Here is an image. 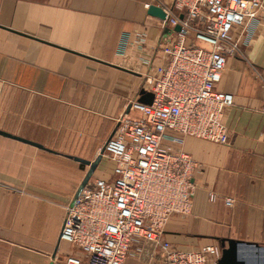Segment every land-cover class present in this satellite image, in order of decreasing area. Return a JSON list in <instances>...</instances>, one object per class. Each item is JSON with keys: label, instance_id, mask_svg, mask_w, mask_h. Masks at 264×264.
Masks as SVG:
<instances>
[{"label": "crops", "instance_id": "0c3cea01", "mask_svg": "<svg viewBox=\"0 0 264 264\" xmlns=\"http://www.w3.org/2000/svg\"><path fill=\"white\" fill-rule=\"evenodd\" d=\"M173 1L0 0V129L44 145L0 134V264H50L54 254L63 264L75 252L60 235L90 166L74 156L95 160L123 100L139 96L136 51L122 50V40L146 31L152 55L164 31L146 4ZM232 37L239 52L216 86L235 97L224 114L230 143L186 136L172 145L199 166L191 214L165 226L164 238L181 249L221 246L220 238L264 246V18ZM94 178L112 180L113 164L102 157ZM252 252L243 249L245 264H264Z\"/></svg>", "mask_w": 264, "mask_h": 264}, {"label": "built area", "instance_id": "2783aa9c", "mask_svg": "<svg viewBox=\"0 0 264 264\" xmlns=\"http://www.w3.org/2000/svg\"><path fill=\"white\" fill-rule=\"evenodd\" d=\"M160 6L167 14L159 19L161 29L172 31L164 32L152 55L145 51L146 31L121 43L124 51L135 49L132 69L154 94L153 103H141L139 96L129 102L103 148V157L115 162L113 179L90 180L67 206L60 239L78 252L63 264H125L142 254L146 264H218L222 255L218 244L187 250L164 238L172 216L192 212L199 167L172 145L186 136L230 143L224 114L235 97L216 86L228 56L239 52L233 32L255 31L264 0H174Z\"/></svg>", "mask_w": 264, "mask_h": 264}, {"label": "water", "instance_id": "95a60500", "mask_svg": "<svg viewBox=\"0 0 264 264\" xmlns=\"http://www.w3.org/2000/svg\"><path fill=\"white\" fill-rule=\"evenodd\" d=\"M147 12L149 15L154 16V17L159 18V19H165L167 17V14L164 11V9L162 8V6H160L158 4H151L150 7L148 8ZM183 16H184V14H181L180 17L183 18ZM174 30L180 31L181 30V24L180 23L177 24L174 27ZM171 31L172 30L169 27H166L164 30L165 34H168ZM117 67L124 69L126 71L133 72V71H131L127 68L121 67V66H117ZM153 100H154V94L152 92L147 91L144 88H142L140 90L139 97H138L139 102L145 103V104H152ZM0 134L11 137V138H15L18 140H22L24 142L31 143L35 146L44 148V145H42L38 142H34V141L28 140L26 138L14 135V134L7 132L5 130H2V129H0ZM103 151H104V149H102V152L93 161L74 156V158L76 160L83 162V163L90 166V168H89L81 186L79 187L75 197H77L81 193V191L89 183L90 179L93 176L94 171L96 170L99 162L101 161V159L103 157ZM219 240H220V244H221V248H222V255L218 261V264H245L244 256L242 253L243 249H244V251L246 249H248V250L251 249V251H253L252 253L255 254L256 259L259 261L262 259V256H264V246H261L257 243L247 242V241L237 240V239H232V238H220ZM226 243H228V246H226ZM54 258H55V254L53 255V260L50 262V264H54Z\"/></svg>", "mask_w": 264, "mask_h": 264}, {"label": "rangeland", "instance_id": "374dc122", "mask_svg": "<svg viewBox=\"0 0 264 264\" xmlns=\"http://www.w3.org/2000/svg\"><path fill=\"white\" fill-rule=\"evenodd\" d=\"M160 27H161V25H160ZM169 34V33H168ZM133 70V69H132ZM132 78H135V80H137V83H138V81L139 82H141V85H143V83H144V79L142 78V76L141 75H138L137 77H133V76H131ZM134 80V79H133ZM139 84V83H138ZM122 100H123V98H122ZM123 102H124V104L121 106L122 107V109H121V111L119 112V114L118 115H116V117H115V119H114V123H115V126H116V122H117V119L121 116V114L122 113H124L125 111H126V109H127V107H128V104H129V102L126 100V99H124L123 100ZM115 126H114V128H115ZM114 130V129H113ZM109 139V138H108ZM107 139V140H108ZM107 140L105 141V143L107 142ZM105 143H104V145H103V147L105 146ZM103 162L105 163H107V162H111L112 164H113V169H114V166H115V162H114V160H112L109 156H104L103 157ZM95 179V178H94ZM92 180V179H91ZM78 252V249L76 248V250H75V253H77Z\"/></svg>", "mask_w": 264, "mask_h": 264}]
</instances>
